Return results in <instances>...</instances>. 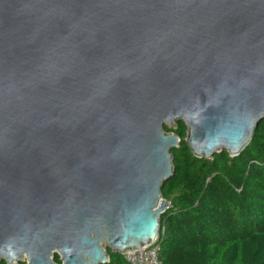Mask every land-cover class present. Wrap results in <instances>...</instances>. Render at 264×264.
Segmentation results:
<instances>
[{
    "label": "water",
    "instance_id": "95a60500",
    "mask_svg": "<svg viewBox=\"0 0 264 264\" xmlns=\"http://www.w3.org/2000/svg\"><path fill=\"white\" fill-rule=\"evenodd\" d=\"M263 118L264 0H0V262L151 245L165 126L237 157Z\"/></svg>",
    "mask_w": 264,
    "mask_h": 264
},
{
    "label": "trees",
    "instance_id": "16d2710c",
    "mask_svg": "<svg viewBox=\"0 0 264 264\" xmlns=\"http://www.w3.org/2000/svg\"><path fill=\"white\" fill-rule=\"evenodd\" d=\"M176 126H165L181 144L162 188L170 202L161 219L162 264H264V118L237 157L227 151L196 157L185 141L186 123ZM109 254L108 264H130L125 255ZM54 261L61 263L58 254Z\"/></svg>",
    "mask_w": 264,
    "mask_h": 264
},
{
    "label": "built area",
    "instance_id": "2783aa9c",
    "mask_svg": "<svg viewBox=\"0 0 264 264\" xmlns=\"http://www.w3.org/2000/svg\"><path fill=\"white\" fill-rule=\"evenodd\" d=\"M159 237L149 246L143 247L140 250L129 252L126 254L130 264H162L160 260V242ZM15 262L14 264H19ZM1 264V263H0Z\"/></svg>",
    "mask_w": 264,
    "mask_h": 264
},
{
    "label": "rangeland",
    "instance_id": "374dc122",
    "mask_svg": "<svg viewBox=\"0 0 264 264\" xmlns=\"http://www.w3.org/2000/svg\"><path fill=\"white\" fill-rule=\"evenodd\" d=\"M166 126H168L169 128H172V129H175L177 127L176 122L173 124H170V125L167 124ZM18 262H20L19 264H27V259H23V260L18 261ZM4 263L8 264L6 261H4Z\"/></svg>",
    "mask_w": 264,
    "mask_h": 264
}]
</instances>
